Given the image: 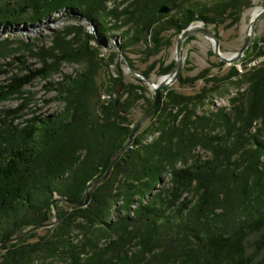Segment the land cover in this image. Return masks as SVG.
Listing matches in <instances>:
<instances>
[{"label": "trees", "instance_id": "16d2710c", "mask_svg": "<svg viewBox=\"0 0 264 264\" xmlns=\"http://www.w3.org/2000/svg\"><path fill=\"white\" fill-rule=\"evenodd\" d=\"M110 1H0L5 29L19 23L33 28L60 12H69L78 24L55 31L50 46L34 54L39 68L16 58L26 72L0 85V104L20 102L0 111V242L52 222L55 198L82 202L87 186L128 142L138 122L134 110L142 106V117L151 107L146 84L134 77L127 83L121 64L101 90L102 45L120 40L116 52L107 53L106 67L121 53L131 69L150 80L157 63L139 71L127 56L131 48L142 47L148 61L172 47L194 22L217 28L233 17L225 26L231 27L252 0L199 8L187 7L188 0H114L109 8ZM162 5L171 7L170 13L156 15ZM84 21L93 24V34L80 25ZM123 27L128 28L123 34H107ZM242 59L243 72L231 65L220 78L210 77L208 68L191 78L179 76L180 86L203 82L196 95L160 90L130 148L89 189L87 205L56 203V225L4 246L0 264H264V37L254 38ZM64 63L83 69L47 82L63 104L61 111L24 118L30 99L22 90L36 79L48 80ZM173 70L174 60L160 63L156 75ZM6 74L0 66V75ZM232 81L245 86L244 93L228 99V107L197 112L209 103L212 88ZM197 149L209 157L194 156Z\"/></svg>", "mask_w": 264, "mask_h": 264}, {"label": "rangeland", "instance_id": "374dc122", "mask_svg": "<svg viewBox=\"0 0 264 264\" xmlns=\"http://www.w3.org/2000/svg\"><path fill=\"white\" fill-rule=\"evenodd\" d=\"M3 1L4 0H0ZM119 0H116L118 2ZM221 0H188L186 3L187 7L199 8L203 6H211L216 2ZM115 1H110L107 3V7H112ZM257 9H264V0H252L251 5L247 9H242L240 11L238 21L233 24L231 27L229 26L230 22L233 20V17H230L226 21L225 25L219 26L217 28H213V26L203 27L201 22H194L191 24V27H202L210 29L216 36L219 41L220 52L225 56H230L235 54L240 47L243 45L244 38L246 36L245 33L248 31L249 20L253 11ZM69 12H64L60 14H55L54 16H50V18L42 20L38 24H36L33 28L28 25L23 24H12L5 29L0 25V45L3 49H0V66L1 69L7 70L8 74L0 75V85L5 83V79L9 78L12 74H23L26 71L22 69L21 65L17 63L16 58L24 57L23 59L26 61V66H30L31 69H37L40 67V63L38 62V58L34 55L38 53L43 47L46 48L50 46L52 34L57 30H62L66 25H78L76 22L69 20L68 16ZM75 12H71L73 14ZM83 26L85 31L90 34L94 33L93 26H89L88 24H80ZM111 25V23L109 24ZM108 25V26H109ZM189 26V27H190ZM128 29L127 27L120 28L119 31H111L107 34H123L124 31ZM6 32V33H4ZM172 34V32H169ZM193 39L187 43L182 44V73L181 77L183 78H191L197 75V73L201 72L204 69H210V77L220 78L224 76L229 68V65L225 63L224 66H219L220 63L215 56L212 54V47L209 41H207L202 35L195 34L192 35ZM118 37V36H117ZM264 37V17L260 19L255 25V34L254 38ZM99 41L98 44H101V38L97 39ZM120 40L117 39L115 42L116 46L112 45L113 39L108 41L107 45H102L101 48V57L103 61L101 62V67L98 73V84L101 87V90L108 82V77L115 74L116 66L121 64L120 67L123 70V74L125 77V81L134 82L133 75H131L124 68L120 56L114 57L113 63L106 67L107 62V53L116 52V47L119 45ZM176 39H174V43L172 47L169 49L163 50L161 53L157 55V57L151 58L148 61L144 60V56L142 55L143 48L140 46H135L129 50L127 53L128 58L132 61L136 69L139 71L144 70L147 66H150L154 62L157 63L153 73L151 74V81L156 84V82L162 77H158L156 72L158 71V67L160 63H164L165 65L174 60V47H175ZM254 43V42H253ZM92 45L96 44L92 42ZM252 48V47H250ZM5 50H7L5 52ZM6 55V56H5ZM262 59L257 62H252L248 64L246 67L251 68L255 67L259 64ZM244 63L243 59L234 64L235 68L239 72L244 71ZM10 64V66H9ZM83 69L82 64L76 63H64L59 67L58 73L54 74L48 80L36 79L30 85L26 86L22 91L25 93V96L30 99V102L27 105L26 110L24 111L25 117L29 118L35 115H51L53 113L61 111L63 104L60 103L56 99V91L54 87L49 86L47 82L56 83L60 81L62 75H73ZM21 70H23L21 72ZM136 72V71H135ZM135 78V77H134ZM147 86V85H146ZM204 86L202 81H197L194 85H185L180 86L177 82L171 84L170 89L176 93L183 95H196L200 92L202 87ZM212 85H208L207 89H209ZM150 92L151 98V90L147 86ZM213 90L208 92L206 101L209 100V103L198 109L197 112L205 113L209 111L216 110L220 107H228V99L237 96L239 93H244L245 86H238L232 82H225L221 84L217 88H212ZM102 95H103V91ZM105 100L108 99L107 96L101 97ZM205 101V102H206ZM19 101L15 99H9L0 104V111L15 109L19 106ZM142 106H138L133 112V120L138 121L142 115ZM134 138V137H133ZM194 156H199L202 160L207 159L209 154L200 149L194 150L192 152ZM190 162V161H189ZM112 171V170H111ZM168 183V177L165 176L163 179V186H166Z\"/></svg>", "mask_w": 264, "mask_h": 264}, {"label": "water", "instance_id": "95a60500", "mask_svg": "<svg viewBox=\"0 0 264 264\" xmlns=\"http://www.w3.org/2000/svg\"><path fill=\"white\" fill-rule=\"evenodd\" d=\"M175 7V5H174ZM171 11V7L166 6V5H162L160 7H158L156 9V15H167L169 14ZM264 17V9H259V11L255 14V15H251V18L249 20V26H248V31L244 38V42L243 45L240 47V49L235 53L232 54L230 56H225L220 52V46H219V41L217 39V36L208 28H202V27H188L186 28V30H183L180 35L177 37L176 42H175V47H174V70L172 72H170L168 75L162 76L157 82L156 84L153 83L151 80L145 79L142 75L138 74L137 72H135L133 69L130 68L129 64L126 62V60L124 59L123 55L120 53V59L122 61V64L124 66V68L126 69V71H128L131 75H133L135 78L141 80V82L143 81L152 91L151 92V100H152V105L149 108V110L138 120V122L136 123L128 142L117 152L113 153V155L110 157V161L109 164L105 170V172L103 173V175L95 180L94 182L90 183L87 188L84 191V197H83V201L80 203H73V202H66L63 199H59V198H55L52 202H51V213L53 215V220L50 223L47 224H43V225H36L33 227H30L28 229H26L25 231L20 232L19 234L4 240L2 242H0V250L8 245V244H12L17 242L18 240H21L22 238H24L25 236H27L30 233L36 232V231H40L46 228H51L53 226L56 225L58 220V216L56 213V209H55V203L56 202H66L70 205L73 206H77V207H85L88 203V191L90 188H92L95 184H99L108 174H110L115 159L118 155L122 154L126 149L130 148L131 142L133 137L135 136V134L137 133V131L139 130V128H141L143 126V124L145 123V121L147 120V118L150 116V114L154 111L156 104H157V98H158V92L168 86H170L171 84L175 83L178 79V77L181 75V71H182V44L183 42L189 38L192 35L195 34H200L202 35L207 41L210 42L211 47H212V53L213 55L217 58V60L219 62L222 63H226L227 65L231 66L234 65L236 63H238L241 58H243L244 53L253 45L254 42V34H255V25L256 23L262 19ZM82 24H88L89 26H93V24L90 21H84Z\"/></svg>", "mask_w": 264, "mask_h": 264}, {"label": "bare ground", "instance_id": "6f19581e", "mask_svg": "<svg viewBox=\"0 0 264 264\" xmlns=\"http://www.w3.org/2000/svg\"><path fill=\"white\" fill-rule=\"evenodd\" d=\"M258 11H259V9L256 10V8H255V10L253 11L252 15H255ZM187 28H188V27H187ZM132 140H133V139H132ZM56 203H59V202H56ZM56 203H55V204H56Z\"/></svg>", "mask_w": 264, "mask_h": 264}]
</instances>
